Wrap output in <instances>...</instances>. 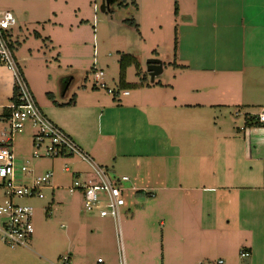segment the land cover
Segmentation results:
<instances>
[{
  "label": "crops",
  "instance_id": "1",
  "mask_svg": "<svg viewBox=\"0 0 264 264\" xmlns=\"http://www.w3.org/2000/svg\"><path fill=\"white\" fill-rule=\"evenodd\" d=\"M171 1L135 0L134 20L142 27L139 15L148 7L152 13L163 11V16H150L152 23L175 25L178 50L173 48L172 59L156 48L147 56L162 60L160 77L172 68L174 81L161 78L158 85L145 83L117 97L96 84L92 93L58 84L48 93L53 100L37 86L41 103L35 97L98 164L129 176L133 196H167L164 202L173 209L162 225L178 223H170L169 234L189 243L180 257L151 258L146 264H217L220 259L223 264H264V121L247 124L264 113V0H178L174 17ZM98 69L104 71L93 67ZM100 87L111 93L106 84ZM13 97V74L0 65V107ZM64 157L72 161V166L64 163V170L67 165L73 180L97 181L88 162ZM55 188L52 178L49 189ZM172 194L179 196L168 197ZM258 206L262 227L257 239ZM242 250L250 256H241Z\"/></svg>",
  "mask_w": 264,
  "mask_h": 264
},
{
  "label": "rangeland",
  "instance_id": "2",
  "mask_svg": "<svg viewBox=\"0 0 264 264\" xmlns=\"http://www.w3.org/2000/svg\"><path fill=\"white\" fill-rule=\"evenodd\" d=\"M106 1L0 0V9L12 10L17 17L14 31L19 44L16 42L15 52L40 103L43 89L46 90L45 96L53 100L54 96L48 93L58 84H63L64 88L71 84V91L74 92L88 89L92 93L99 88L103 93L110 94L111 97L116 94L117 97L124 90L134 93L141 86L143 76L146 77L144 82L155 85L158 82L160 84L161 78L166 82L175 80L176 73L172 68H168L161 77L157 75L155 82L147 70L148 59L151 58L147 56L151 50L156 48L161 56H170V59L174 52L175 25L170 23L160 27L158 23L150 21V16L154 13L156 16H163V11L152 13L148 7L142 9L139 15L142 27L137 29L124 22V19L137 17L134 0H116L109 8L102 10V4ZM171 2L173 7L169 9L170 17H174L179 2ZM122 53H131L141 59L140 67H128L126 81L131 84L126 87L120 86L119 59ZM25 57L28 59L24 60ZM93 67L104 69L102 81L108 88L115 90L114 94L98 85L94 79ZM31 76L35 78V87L30 80ZM37 86L42 88L40 94L37 93ZM60 97L58 95L57 99L61 100ZM3 127L4 124H0V138L8 136L7 131L6 136L2 135L5 131ZM34 132L32 122L28 121L23 130L15 132L12 137V148L19 162L30 159L32 173L22 183H31L36 176L53 171V184L56 188L54 191L44 189L43 198L17 199L35 207L34 239L28 246L11 248L2 244L0 264H63L60 256L67 253L73 256L72 264H93L98 256L105 257L108 264H118L120 253L125 255L128 264H133L134 261L146 264L151 258L167 260L182 256V250L189 240L172 238L168 230L173 222L168 221L169 225H162L163 221L170 220L173 209L164 202L166 195H160L159 192L158 197L154 198L147 193L133 196L128 192L127 204L121 209L119 236L112 217H100L96 212H88L81 190H71L74 186L73 176L64 170V163L72 166L69 157L52 158L33 154ZM41 153H45L44 148ZM1 184L0 179V203H3L6 196ZM176 196L179 195L172 194L168 197L177 198ZM256 214L258 220L254 225L258 239L262 227L260 206L257 207ZM177 225L178 223H173V226ZM220 225L227 226L224 218L220 219Z\"/></svg>",
  "mask_w": 264,
  "mask_h": 264
},
{
  "label": "built area",
  "instance_id": "3",
  "mask_svg": "<svg viewBox=\"0 0 264 264\" xmlns=\"http://www.w3.org/2000/svg\"><path fill=\"white\" fill-rule=\"evenodd\" d=\"M16 24L17 17L12 10H0V65L11 70L14 79V97L7 105L0 107V124H4L3 130H5L2 135L6 136V131L8 135L0 139V179L1 188L6 196L5 201L0 203V247L2 244L11 248L28 246L35 231L33 222L35 207L17 199L43 198V191L51 187L54 176L53 171H47L36 176L31 183H22V180L32 172L29 167L30 159L19 162L12 148V137L15 132L22 131L28 121L32 122L35 128L33 133L35 156L56 158L76 155L91 165L97 181L85 183L76 177L71 190H81L88 212H96L100 217H112L118 235L121 236V209L127 204V193L132 190L127 185L129 176L116 174L98 164L72 136L44 113L15 55L13 29ZM104 74L102 69L94 71L95 81L103 87H105L102 81ZM109 91L115 93L112 88H109ZM128 92V90L123 91L124 94ZM257 118L263 122L264 113H259ZM42 148L45 149L44 154L41 153ZM65 170H69L67 165ZM150 195L154 196V193L150 192ZM240 254L243 257L250 256L247 250H242ZM60 258L63 264H72L70 253ZM93 264H108V262L105 257L98 256ZM118 264H128L123 253H120ZM217 264H223V260H218Z\"/></svg>",
  "mask_w": 264,
  "mask_h": 264
},
{
  "label": "trees",
  "instance_id": "4",
  "mask_svg": "<svg viewBox=\"0 0 264 264\" xmlns=\"http://www.w3.org/2000/svg\"><path fill=\"white\" fill-rule=\"evenodd\" d=\"M135 4V6H137V4L135 3V0L133 2ZM177 13H178V8H176L175 10ZM126 21L128 23H130L131 25H134L138 28V24L135 22L134 19H126ZM174 49H175V53L176 51L178 50V37H177V30H176V36H175V45H174ZM119 62H120V86H123V87H126L128 86L129 82L126 81V71L128 69L129 66L131 65H135L137 67H140V61L138 59L137 56L131 54V53H122L121 56H120V59H119ZM175 64V63H173ZM140 74H141V71H139ZM142 84L141 85H144L145 83L146 84H149V82H144V79H146L145 76L142 77ZM159 83V82H158ZM136 85H140V84H137ZM248 125H261V122L260 121H250V122H247ZM140 192H142L141 190H138L136 193L139 194ZM147 194H150V192H147Z\"/></svg>",
  "mask_w": 264,
  "mask_h": 264
},
{
  "label": "water",
  "instance_id": "5",
  "mask_svg": "<svg viewBox=\"0 0 264 264\" xmlns=\"http://www.w3.org/2000/svg\"><path fill=\"white\" fill-rule=\"evenodd\" d=\"M114 2V0H107L102 4V10H106L109 8L110 3ZM147 70L152 77V81H154L155 77L161 74L163 70V62L158 57H151L148 59V67Z\"/></svg>",
  "mask_w": 264,
  "mask_h": 264
}]
</instances>
